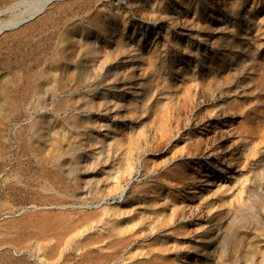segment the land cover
<instances>
[{
    "label": "rangeland",
    "instance_id": "obj_1",
    "mask_svg": "<svg viewBox=\"0 0 264 264\" xmlns=\"http://www.w3.org/2000/svg\"><path fill=\"white\" fill-rule=\"evenodd\" d=\"M0 264H264V0H49L1 32Z\"/></svg>",
    "mask_w": 264,
    "mask_h": 264
},
{
    "label": "bare ground",
    "instance_id": "obj_2",
    "mask_svg": "<svg viewBox=\"0 0 264 264\" xmlns=\"http://www.w3.org/2000/svg\"><path fill=\"white\" fill-rule=\"evenodd\" d=\"M48 1L49 0H33L30 2L25 1L23 5L28 7V10H26L27 12H29L27 16L28 18L24 17L23 15L20 16L18 13L13 14L10 18L0 23V33L6 29L16 27L27 19H30L35 15L39 14ZM109 128L111 127L109 126Z\"/></svg>",
    "mask_w": 264,
    "mask_h": 264
},
{
    "label": "water",
    "instance_id": "obj_3",
    "mask_svg": "<svg viewBox=\"0 0 264 264\" xmlns=\"http://www.w3.org/2000/svg\"><path fill=\"white\" fill-rule=\"evenodd\" d=\"M52 1H54V0H52Z\"/></svg>",
    "mask_w": 264,
    "mask_h": 264
}]
</instances>
